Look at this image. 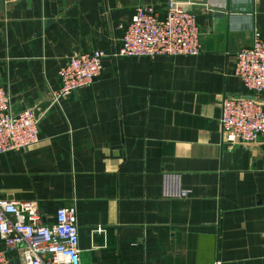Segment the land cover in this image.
Instances as JSON below:
<instances>
[{
    "label": "crops",
    "instance_id": "obj_1",
    "mask_svg": "<svg viewBox=\"0 0 264 264\" xmlns=\"http://www.w3.org/2000/svg\"><path fill=\"white\" fill-rule=\"evenodd\" d=\"M167 1L0 0L12 110L50 101L68 56L111 54L137 5ZM179 1L196 15L197 55L103 58L93 82L39 113L35 144L0 153V199L36 202L46 224L75 209L80 264H264V138L227 143L219 123L222 96L251 95L235 54L254 28L264 40V0ZM177 187L189 194L165 195Z\"/></svg>",
    "mask_w": 264,
    "mask_h": 264
},
{
    "label": "built area",
    "instance_id": "obj_2",
    "mask_svg": "<svg viewBox=\"0 0 264 264\" xmlns=\"http://www.w3.org/2000/svg\"><path fill=\"white\" fill-rule=\"evenodd\" d=\"M120 46L104 51L68 56L58 70L59 89L50 104L70 96L95 80L102 59L120 57L195 56L200 51L196 15L179 0H168L163 12L154 5H137L124 27ZM234 75L251 93L246 98L222 96L220 128L227 143L249 144L264 138V40L258 29L251 44L235 54ZM38 119L32 109L12 110L10 95L0 86V153L22 151L38 141ZM188 191L166 189L165 195L186 197ZM77 214L74 208H57L54 221L43 223L34 201L0 199V264H80ZM215 264H220L216 262Z\"/></svg>",
    "mask_w": 264,
    "mask_h": 264
},
{
    "label": "water",
    "instance_id": "obj_3",
    "mask_svg": "<svg viewBox=\"0 0 264 264\" xmlns=\"http://www.w3.org/2000/svg\"><path fill=\"white\" fill-rule=\"evenodd\" d=\"M50 106V102L46 101L43 102L41 104H39L34 110H33V114L34 117L37 118L39 113H41L42 111H44L46 108H48Z\"/></svg>",
    "mask_w": 264,
    "mask_h": 264
}]
</instances>
